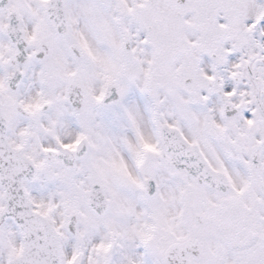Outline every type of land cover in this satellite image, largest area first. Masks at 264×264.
Masks as SVG:
<instances>
[{"label": "snow or ice", "instance_id": "1", "mask_svg": "<svg viewBox=\"0 0 264 264\" xmlns=\"http://www.w3.org/2000/svg\"><path fill=\"white\" fill-rule=\"evenodd\" d=\"M0 264H264V0H0Z\"/></svg>", "mask_w": 264, "mask_h": 264}]
</instances>
